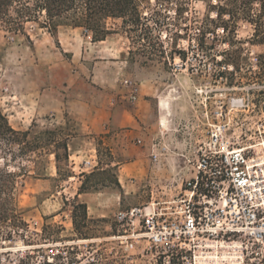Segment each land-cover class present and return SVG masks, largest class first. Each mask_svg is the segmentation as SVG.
<instances>
[{"label":"rangeland","instance_id":"1","mask_svg":"<svg viewBox=\"0 0 264 264\" xmlns=\"http://www.w3.org/2000/svg\"><path fill=\"white\" fill-rule=\"evenodd\" d=\"M208 4L142 0L150 32L129 36L121 20H108L114 34L95 45L83 29L67 26L52 37L41 28L43 17L25 24L23 34L0 32V111L13 129L40 144L30 160L9 163L18 177L13 195L3 196V211L14 210L12 219L21 216L26 227L16 220L0 224V264H264V238H218L211 248H194L195 240L187 243L190 251L162 255L164 249L150 251L132 237L141 217L132 218L133 225L115 218L132 208L172 212L210 124L225 123L228 135L264 159V96L257 93L264 90L257 67L264 41H253L255 27L245 20L223 31ZM256 77L263 84L248 85L260 82ZM91 87L104 91L105 102L113 94L126 109L136 103L128 98L136 88L141 113L132 127L112 122L108 134H83L62 98L68 88L79 91L73 98L83 93L95 100ZM248 99L254 104L247 108ZM82 182L86 193L114 192L103 196L104 217H84L77 207Z\"/></svg>","mask_w":264,"mask_h":264},{"label":"built area","instance_id":"2","mask_svg":"<svg viewBox=\"0 0 264 264\" xmlns=\"http://www.w3.org/2000/svg\"><path fill=\"white\" fill-rule=\"evenodd\" d=\"M123 83L128 87L126 80ZM129 89L128 98L135 103L137 89ZM227 131L225 123L210 124L196 152L194 173L186 180L175 207L169 208L172 212L132 208L115 214L116 221L133 225L132 218L141 217L139 232L132 237L144 240L150 251L164 249L162 255L172 248L190 251L187 243L195 240L198 244L194 248H209L218 238L223 243L235 236L263 239L264 159ZM85 165L90 167L92 162Z\"/></svg>","mask_w":264,"mask_h":264},{"label":"trees","instance_id":"3","mask_svg":"<svg viewBox=\"0 0 264 264\" xmlns=\"http://www.w3.org/2000/svg\"><path fill=\"white\" fill-rule=\"evenodd\" d=\"M142 0H0V32L10 34H23L25 24L29 22L37 23L40 17L44 18L41 28L45 29L52 37H56L60 26H67L73 29H83L91 36V42L97 43L107 39L114 34V30L107 26L108 20H121L122 28L129 36L141 38L145 32L149 31V26L144 23L145 18L140 11ZM158 1V0H155ZM206 1V0H201ZM211 12L216 14V21L220 22L223 31H227L229 25L235 28L240 20L254 25L253 41L263 44L264 41V0H208ZM255 6L259 13H255ZM206 33H202L205 37ZM201 41L197 47H201ZM257 59V67L264 75V66L260 59ZM235 72L239 67L233 65ZM235 74V73H231ZM259 75L260 72H259ZM260 82L248 83L263 84L260 77H256ZM254 80V79H253ZM231 84V83H230ZM250 89L247 94L253 95ZM258 95L264 96V90H259ZM247 108L254 104L248 99ZM45 135H52L45 132ZM49 139L47 140V142ZM38 138L29 139V132H21L13 129L7 117L0 111V224L3 222H20L22 227H26L23 218H13L14 210L3 211V196L10 198L16 187L15 172L8 170L9 163L15 164L17 160H30L40 151ZM66 149V148H65ZM56 160L58 154L54 153ZM9 157V159H8ZM21 170L22 168L19 167ZM82 182L78 195L86 193ZM83 190V191H82ZM77 207L83 211L86 217V205L77 200ZM23 229V228H21Z\"/></svg>","mask_w":264,"mask_h":264},{"label":"crops","instance_id":"4","mask_svg":"<svg viewBox=\"0 0 264 264\" xmlns=\"http://www.w3.org/2000/svg\"><path fill=\"white\" fill-rule=\"evenodd\" d=\"M76 30V29H74ZM104 43L97 42L91 44H100ZM60 47L63 52L66 51V47L62 42H60ZM80 52H82V48L80 49ZM121 56V55H120ZM119 56V62H115L118 64L123 63L120 60ZM116 61V60H114ZM47 94L50 97H55L56 91L53 90H47ZM73 92L78 93L79 91L74 89H68L66 88L63 98H62V104L64 108L66 109V112L68 113V116H73L76 121L79 123V127L81 128L82 133H88V134H108L109 133V127L112 122H117L120 127H132V122L139 117V114L141 113V104L136 101L133 107L129 108H119V104L116 100H113V94L109 96L108 100L105 102L103 99L104 91L97 89L96 87H91L90 92H93V95H95V100L89 99L86 95H79V98H73ZM80 94V93H79ZM115 95V94H114ZM138 100V99H137ZM117 108H119V111L117 113ZM114 114V118H113ZM114 120V121H113ZM133 132V131H128ZM140 159L134 160V163L136 166L140 167ZM104 195H114L113 191H98L95 193H83L79 194L77 199L79 202L86 205L87 210V216L89 218H99L104 217V214L106 210L103 208V196Z\"/></svg>","mask_w":264,"mask_h":264},{"label":"bare ground","instance_id":"5","mask_svg":"<svg viewBox=\"0 0 264 264\" xmlns=\"http://www.w3.org/2000/svg\"><path fill=\"white\" fill-rule=\"evenodd\" d=\"M159 107L161 108L162 111H165V110L168 109L167 104H166L163 100L160 101V103H159ZM161 124H162L163 127L166 126V120H165L164 118H162V120H161ZM210 248H211V247H210Z\"/></svg>","mask_w":264,"mask_h":264}]
</instances>
